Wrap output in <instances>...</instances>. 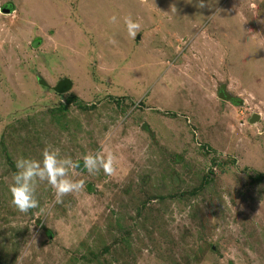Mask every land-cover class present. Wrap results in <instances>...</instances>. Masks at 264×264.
Listing matches in <instances>:
<instances>
[{
    "label": "rangeland",
    "instance_id": "374dc122",
    "mask_svg": "<svg viewBox=\"0 0 264 264\" xmlns=\"http://www.w3.org/2000/svg\"><path fill=\"white\" fill-rule=\"evenodd\" d=\"M198 2L0 0V264H264V0ZM48 144L117 170L21 213L16 160Z\"/></svg>",
    "mask_w": 264,
    "mask_h": 264
},
{
    "label": "clouds",
    "instance_id": "9594fccd",
    "mask_svg": "<svg viewBox=\"0 0 264 264\" xmlns=\"http://www.w3.org/2000/svg\"><path fill=\"white\" fill-rule=\"evenodd\" d=\"M198 7H204L203 0H199ZM4 9V8H3ZM110 23L117 22V16L109 18ZM127 34L133 40L141 30V24L131 15L124 17ZM115 44L116 41L110 40ZM117 156L111 151L103 154L99 151L89 152L81 158L73 159L71 156H62L59 148L46 145L41 152V159L20 157L16 160V172L12 176L9 187L12 205L21 213H28L39 208V201L35 196L38 182H47L54 189L55 201L62 202L63 198L73 193H79L86 187L83 179L76 180L70 172L78 174L76 170L83 168L88 174L95 175L103 171L105 175L116 172Z\"/></svg>",
    "mask_w": 264,
    "mask_h": 264
},
{
    "label": "water",
    "instance_id": "95a60500",
    "mask_svg": "<svg viewBox=\"0 0 264 264\" xmlns=\"http://www.w3.org/2000/svg\"><path fill=\"white\" fill-rule=\"evenodd\" d=\"M5 12H8V9H3ZM37 81L39 84L47 86V82L46 80L41 76V75H37ZM73 82L71 79H69L68 77H63L62 79L58 80L57 83L52 86V89L56 92V93H66L68 91H70V89L72 88ZM218 97L221 100H225V101H230L232 104H241L242 100L239 97H236L235 95L231 94L230 92L227 91V88L224 84H221L218 87ZM260 118L259 114H252L251 117L249 118L250 122H255ZM146 125H144L145 127Z\"/></svg>",
    "mask_w": 264,
    "mask_h": 264
},
{
    "label": "trees",
    "instance_id": "16d2710c",
    "mask_svg": "<svg viewBox=\"0 0 264 264\" xmlns=\"http://www.w3.org/2000/svg\"><path fill=\"white\" fill-rule=\"evenodd\" d=\"M73 5H77V2L76 1H73ZM4 6H8V4L6 3L5 5H3L2 6V8H5ZM68 99V101L67 102H75V101H77L78 100V97L76 96V95H72V96H70L69 98H67ZM224 101V100H223ZM80 105V107L81 108H85L86 106L85 105H83V104H79ZM65 107V105H63V107L62 108H64ZM261 177H262V174L261 173H259V174H257L256 176H252V177H250V178H253V180L254 181H257V180H260L261 179Z\"/></svg>",
    "mask_w": 264,
    "mask_h": 264
}]
</instances>
